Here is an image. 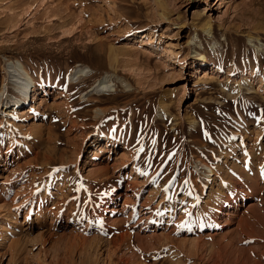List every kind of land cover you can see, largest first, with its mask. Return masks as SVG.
Segmentation results:
<instances>
[{"label":"rangeland","instance_id":"374dc122","mask_svg":"<svg viewBox=\"0 0 264 264\" xmlns=\"http://www.w3.org/2000/svg\"><path fill=\"white\" fill-rule=\"evenodd\" d=\"M112 1L0 0V264H264V0Z\"/></svg>","mask_w":264,"mask_h":264},{"label":"bare ground","instance_id":"6f19581e","mask_svg":"<svg viewBox=\"0 0 264 264\" xmlns=\"http://www.w3.org/2000/svg\"><path fill=\"white\" fill-rule=\"evenodd\" d=\"M108 1V4L110 5V7L111 6H113V1L112 0H107ZM218 1H221V0H218ZM156 2H157V6L159 5V6H162V8L164 9V7H165V3L166 2H163L162 0H156ZM117 5V4H116ZM167 5V4H166ZM115 7H117V6H115ZM109 9H111V8H109ZM159 9V8H158ZM161 9V8H160ZM166 9V8H165ZM108 13H109V11H108ZM160 16L162 17V18H164L165 17V14H164V12L163 11H161L160 12ZM114 18V17H113ZM98 19V18H97ZM165 19V18H164ZM166 19H167V17H166ZM93 21H95V20H93ZM150 35V37H148V38H145V37H143L142 39H141V42H143L144 44H146V45H156L157 44V42L158 43H160L161 41L159 40V38L158 37H156L157 35H155V34H149ZM162 35H163V33H162ZM142 43V44H143ZM167 46H171V47H173L174 45H172V44H170V45H167ZM162 48H163V45H162ZM166 49V48H165ZM168 52H170V53H172L173 55H176L177 56V54H178V52L177 53H175V51H173V49L172 50H169ZM198 61H199V65L200 66H205L204 65V62H205V60H204V58H199L198 59ZM9 66L11 67V69H12V72H13V76L15 77V83L17 84V89L19 90V93H20V95L18 96V97H16L14 100H13V102H12V104L11 105H9V99H7L5 102H4V104L6 105V108H8V107H14V106H17L16 108H19V107H23V106H25V105H27L28 104V102H27V100L28 99H30V103H31V101H33V100H35V99H37V98H39L40 99V103L41 102H43L44 100H45V98L44 97H42V96H39V92L41 91V90H43V92H45V94L44 95H46L47 93H46V91L48 90V88L49 87H47V86H45V85H39L37 82H36V80H35V78L32 76V74L30 73V71L27 69V67L25 66V65H23L21 62H19V61H12V62H10V64H9ZM80 68V67H79ZM218 69V68H217ZM216 69V70H217ZM78 73L79 72H81V73H83V72H85L86 70H84V69H78V70H76ZM75 71V72H76ZM204 75H206L205 73H204ZM203 75V76H204ZM206 78V77H205ZM202 79V78H201ZM200 80V79H199ZM263 81V80H262ZM264 82V81H263ZM103 83V84H102ZM102 83H100L98 86H95L94 88L96 89V90H98L99 88H101V89H106L108 86H110V84H108V82L105 80V81H103ZM40 87H42V89L40 90ZM49 92V91H48ZM3 93V92H2ZM3 95H4V93H3ZM2 95V96H3ZM2 96H1V98H2ZM3 100H5V98H3ZM3 100H0V104H2V102H3ZM4 112V111H3ZM23 112V111H22ZM34 134V133H33ZM41 135L43 136V134L41 133ZM41 136V137H42ZM15 139V138H14ZM17 139V138H16ZM12 140H13V136H12ZM18 140V142H20L19 141V139H17ZM16 140V141H17ZM11 142H13V141H11ZM17 142V143H18ZM21 143V142H20ZM19 144V143H18ZM93 146H94V148L90 151V156L92 155V158H94V160H92L91 158H90V156L88 155V157H87V159L85 160V165H86V167L85 168H87V171H86V174L85 175H87L88 177H91V178H93L94 180H96V181H104V180H106L105 179V177L106 178H110L111 177V175L114 173V170H115V167H111V165L109 164V162H108V160L107 159H110V158H108V157H103L104 155H105V152L107 153V151H109V149L107 148V147H111L112 145H114L113 143H112V140H110V139H107L106 138V140H105V138H100V137H95L94 138V140H93ZM113 147V146H112ZM114 148V147H113ZM111 152V151H110ZM129 152V151H128ZM79 153H80V150H76L75 151V157H77V159H78V157H79ZM131 153V152H130ZM103 157V158H102ZM126 157H127V152L125 151V150H123V151H121V153H120V155L118 156V157H116V161H123V160H125L126 159ZM99 158V159H98ZM52 159V158H51ZM114 160V161H115ZM115 163V162H114ZM50 164V163H49ZM118 164V163H117ZM121 164V163H120ZM118 166V165H117ZM119 168V167H118ZM135 168V167H134ZM134 168H132V169H134ZM117 169V168H116ZM111 170H112V172H111ZM118 170V169H117ZM47 171H49L48 169L46 170V172ZM134 172H136V171H134ZM138 172V171H137ZM51 173V172H50ZM47 174V173H46ZM137 174V173H136ZM133 175V174H132ZM112 178V177H111ZM131 178V177H130ZM136 182V181H135ZM1 192H0V203H2L1 205H0V208H5L7 205H10V202H9V204L7 203L8 201L5 199L6 198V196H4V198L1 196ZM47 195V193L44 191V193H42L41 194V197L42 196H44V198H45V196ZM40 197V198H41ZM40 210V209H39ZM27 213H26V218H25V220L26 219H28L29 218V215H30V213L32 212V210L31 209H29V210H27L26 211ZM10 213H11V211H10ZM37 214H39V211H37L36 212ZM39 216V215H38ZM11 220H13L12 222H13V227L15 226V224L17 223V224H19V226L22 228V227H24V224H23V222H20L19 221V218L15 215V216H13L12 218H11ZM67 220H68V217H67ZM23 224V225H22ZM31 227V226H30ZM74 228V227H73ZM72 228V229H73ZM25 229V228H24ZM24 229H22V231H21V233L23 232V230ZM71 229V230H72ZM21 230V229H20ZM74 230V229H73ZM72 230V232H74ZM69 231V230H68ZM68 231H66V232H68ZM42 232V231H41ZM41 232H38L37 234L38 235H41ZM65 232V231H64ZM63 232V233H64ZM5 233V232H4ZM71 232L69 231V234H70ZM23 236H24V233H23ZM22 236V237H23ZM70 236V235H69ZM126 237V236H125ZM127 238V237H126ZM125 239V238H124ZM21 241H23L22 240V238H18V239H15L14 240V242L15 243H17V244H20L21 243ZM98 249V248H97ZM97 252H98V250H96ZM99 253H101L100 251H99ZM99 256H100V254H99ZM213 256V255H212ZM100 257H98V259H99ZM96 262H97V264H98V262H99V260H97L96 259Z\"/></svg>","mask_w":264,"mask_h":264}]
</instances>
